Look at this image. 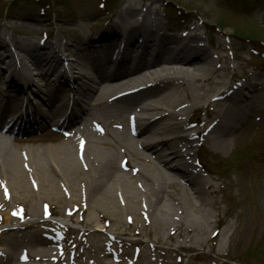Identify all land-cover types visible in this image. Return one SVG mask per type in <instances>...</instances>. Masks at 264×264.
I'll return each mask as SVG.
<instances>
[{"label":"bare ground","instance_id":"obj_1","mask_svg":"<svg viewBox=\"0 0 264 264\" xmlns=\"http://www.w3.org/2000/svg\"><path fill=\"white\" fill-rule=\"evenodd\" d=\"M34 21L41 22L24 19L27 32H33ZM104 21L109 36L101 30L91 35L89 25V32L67 40L63 55L70 58L64 67L55 52L59 39L41 45L17 42L0 32V62L13 55V45L23 55H34L44 69L39 74L30 66L33 76L18 82L13 67L9 72L0 67V183L9 192L8 199L0 196V211L6 209L0 215L5 227L0 232V264H58L75 238L55 236L47 241L40 234L48 228L65 230L66 221L84 227L77 230L83 232L71 249L88 264H108L116 256L114 249L131 263L157 260L158 248L148 242L131 254L120 250L130 244L107 241L105 233L119 236L123 228L124 234H142L155 244L168 242L187 251L202 249L213 237L216 190L202 175L205 166L195 169L201 161L192 139L199 140L200 131L191 130L187 121L194 110L214 102L216 95L206 86L217 65L200 35L194 29L188 32L192 27L166 32L151 3L122 0L116 14L106 15ZM77 79L86 87L82 90L81 83L76 84V94H71L69 84ZM35 82L38 90L32 89ZM147 82L154 87L143 91L149 92L146 97L137 98L141 90L121 96ZM70 94L76 97L66 114ZM235 94L233 108L224 107L214 120L203 123L210 129L196 143L200 147L206 142L211 151L229 149L245 117L244 95ZM131 113L138 120L135 138L116 127ZM91 118L103 125L102 135L89 125ZM34 124L46 133L68 128L69 140L31 141ZM118 155L119 164L127 161V173L116 167ZM38 206L52 214L60 207L67 219L48 222ZM18 207L24 211L13 215L10 209ZM75 211L77 220L72 216ZM26 215L33 221L20 224ZM25 228L32 230L24 234ZM59 241L65 244L63 249L57 248Z\"/></svg>","mask_w":264,"mask_h":264},{"label":"rangeland","instance_id":"obj_2","mask_svg":"<svg viewBox=\"0 0 264 264\" xmlns=\"http://www.w3.org/2000/svg\"><path fill=\"white\" fill-rule=\"evenodd\" d=\"M110 1V6H103L102 0H0V32L12 36L17 42L34 41L41 45L51 43L57 38L60 40L57 47L78 32H89V25H92L91 35L101 30L106 37L109 36L105 29L106 15H115L122 0ZM142 1L151 3L152 13L162 21L169 34L192 27L188 32L194 29L200 35V43L207 46L211 61L218 65L211 78L213 85L210 83L206 86L212 95H216L214 102L208 108L194 110L187 121L191 130L200 131L199 140L192 139L193 150L195 149L197 157L208 172H203V177L210 180L216 190L218 207L216 218L212 219L213 237L202 249L187 251L176 249L174 244L168 242L155 244L152 239L142 234L128 231L124 234L123 230L126 228H123L122 231L119 230L121 234L117 237L118 241L130 245L128 248L122 246L120 250L128 249L131 254L139 253L145 242H148L151 247L158 248L155 256L157 260L148 264H264V0H167L178 5V8L166 0ZM183 8L186 12L181 11ZM29 17L41 21L39 24L34 21L32 33L27 32L26 26L22 25L24 19ZM95 20L98 22L95 23ZM240 36L246 41L240 39ZM12 47L10 45L11 53L14 54L18 50ZM219 47L223 50H219ZM233 80L234 84H241V87L231 92L226 91V86L229 89L234 86ZM51 84L56 85L55 82ZM32 89L38 90V85L32 86ZM236 91L244 95L241 105L244 107L245 117L242 128L232 138L229 149L224 152L211 151L210 144L206 142L197 149L199 144L196 143H199L208 130L203 123L214 120L224 107L233 108ZM148 94L149 92L138 94L137 98H144ZM33 103L35 106L43 104ZM71 103L66 114H69ZM91 122L92 118L89 125ZM43 129L45 128L36 130L30 140L40 142L45 139L56 141L60 137L65 139L55 129H49L48 133L43 132ZM120 159L118 155L116 167L119 166ZM199 168L195 166V169ZM1 190L0 187V196L3 197ZM164 199L171 202L167 195ZM38 207L44 214L42 207ZM26 209L27 207L25 211ZM10 210L13 215L24 211L14 208ZM5 211L6 209L1 210L0 215ZM53 211L52 216L44 214L48 222L67 219L60 207ZM78 214L75 211L73 218ZM1 218L0 216V231L5 228ZM32 221L26 215L19 223ZM214 221L217 222L216 225ZM127 224L133 229L132 223ZM65 225L67 228L59 229L58 233L67 240L75 238L78 242L83 231L77 230H83L84 227L75 221H66ZM26 230L32 229L25 228L21 231L25 234ZM54 235L56 233L51 228L40 234L47 241ZM107 235L105 233L107 241L112 244L113 241ZM115 236L113 233V237ZM206 238L208 239L207 236ZM75 239L70 242L66 257L58 260V264H88L86 260L77 259L76 254L71 259V248L77 245ZM59 245L62 246V242ZM0 248L3 246L0 245ZM114 252L118 255L117 259L109 258L108 264H142L141 260L135 259L131 263L122 259L119 250L114 249ZM132 259L131 257L128 260Z\"/></svg>","mask_w":264,"mask_h":264}]
</instances>
